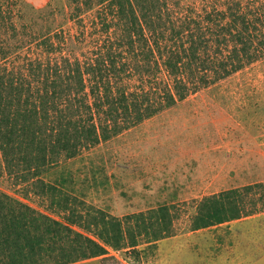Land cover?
<instances>
[{"label":"trees","instance_id":"trees-1","mask_svg":"<svg viewBox=\"0 0 264 264\" xmlns=\"http://www.w3.org/2000/svg\"><path fill=\"white\" fill-rule=\"evenodd\" d=\"M75 16L93 12V44L81 53L39 35L37 52L17 57L2 36L9 28L0 0V155L17 186L49 197L61 218L0 188V264H71L138 253L174 234V205L111 215L80 211L43 175L146 119L242 70L264 55V27L241 0L203 13L173 0H70ZM83 22V21H82ZM263 35V36H262ZM262 36V37H261ZM264 182L200 199L192 231L264 211Z\"/></svg>","mask_w":264,"mask_h":264},{"label":"rangeland","instance_id":"rangeland-1","mask_svg":"<svg viewBox=\"0 0 264 264\" xmlns=\"http://www.w3.org/2000/svg\"><path fill=\"white\" fill-rule=\"evenodd\" d=\"M3 1L9 28L2 40L17 57L36 53L34 40L44 33L67 53H81L94 43L93 12L75 16L70 0ZM241 1L244 11L264 27V0ZM173 4L203 13L235 2L173 0ZM43 177L68 193L82 212L94 207L123 217L174 205V234L155 246L142 244L138 253L110 247L106 255L71 264H264V211L190 229L204 196L264 182V55L77 157L62 159ZM15 182L4 171L0 155V188L62 217L49 197ZM263 206L260 201L259 207Z\"/></svg>","mask_w":264,"mask_h":264}]
</instances>
